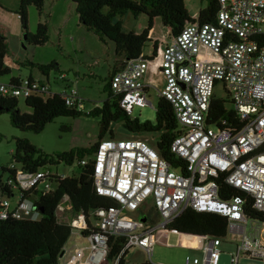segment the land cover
<instances>
[{
	"label": "built area",
	"instance_id": "obj_1",
	"mask_svg": "<svg viewBox=\"0 0 264 264\" xmlns=\"http://www.w3.org/2000/svg\"><path fill=\"white\" fill-rule=\"evenodd\" d=\"M218 3L214 22L186 24L165 42L157 57L147 59L141 54L128 59L111 77L112 93L120 96V107L128 115L135 106H153L151 89L171 104L179 130L171 150L184 160L186 172L171 166L141 138L102 139L92 156L94 184L97 194L115 205L91 212L89 220L96 231L86 236L89 245L75 247L64 264L107 263L109 235L126 239L121 254L138 248L148 255L143 264H154L150 260L154 235L187 208L226 218L227 236L238 242L230 264H239L241 257L264 260V221L245 212L247 201L264 212V0ZM220 83L225 92L221 98L229 100L238 114L241 127L237 131L208 122ZM35 92L54 93L48 83L27 78L19 84L0 82L3 95L26 98ZM60 94L68 106L85 111V101L75 87L68 85ZM16 173L15 182H8L15 191L35 186L50 190V176L65 177L48 165L35 173L20 168ZM227 186L241 194L229 196ZM67 199L57 213L68 209ZM151 209L156 214L148 217ZM8 214L18 219L41 217L33 202L22 199L20 193L11 198L0 195V217ZM249 221L257 224L252 232L247 231ZM67 222L78 232L87 227L82 213ZM191 237L192 246L205 253L204 264H219L218 240Z\"/></svg>",
	"mask_w": 264,
	"mask_h": 264
},
{
	"label": "trees",
	"instance_id": "obj_2",
	"mask_svg": "<svg viewBox=\"0 0 264 264\" xmlns=\"http://www.w3.org/2000/svg\"><path fill=\"white\" fill-rule=\"evenodd\" d=\"M206 1V6L200 9L198 15L191 17L186 7L185 0H72L78 19L86 30L93 32L100 40L108 39L115 44L116 55L121 57L120 66L115 68L104 86L106 99L100 107H94L89 112L78 111L68 106L60 92L53 94L32 93L24 99V103L31 109L23 112L19 108V97L3 95L0 93V115L9 114L13 127L20 131L40 133L48 123L57 117H80L88 115L100 117L98 140L87 147H77L49 155L32 144L27 138H15V149L12 152L13 168L0 166V195L11 198L13 194H21L22 199L31 200L41 217L37 220L18 219L8 214L6 218L0 217V264H59V258L64 254L65 245L73 231L68 222L59 219L57 209L67 197L68 204L74 216L79 213L85 215L87 227L81 231L86 237L96 227L89 220L91 212L97 208H107L115 202L97 194L93 178L92 156L97 150L100 141L104 138H115L112 125L121 123L126 132L131 135L155 134L157 140L153 146L162 158L171 166L179 168L185 173V162L171 150V144L178 135V123L171 104L163 98L158 99L155 111V121H141L133 118L120 107V96H115L111 89L113 73L122 68L128 59H135L143 53L147 42L152 43V51L145 56L147 59L157 57L161 49L157 40L150 37L154 20L159 18L162 25L167 28L171 37L178 35L186 24L214 22L219 10L218 0ZM45 0H20L17 14L22 26L27 25L30 5H34L39 14H42ZM127 12L135 17L144 14L148 17V26L140 33L123 28L122 16ZM49 41L48 26L38 23L35 33L28 32L27 42L35 46H43ZM7 45L5 37L0 34V75L11 73L5 64ZM25 65V64H24ZM27 66L36 68L45 79L34 78L31 74L27 77L30 82L48 83L49 74L58 71L55 61L49 63H35L28 61ZM64 80V79H63ZM23 79L12 76L9 82L19 84ZM65 81V80H64ZM228 104L231 102L214 96L209 110L210 123H216L225 129L237 131L241 127L237 112ZM219 121L223 124H219ZM69 130L68 126L63 127ZM86 160L85 164L81 161ZM61 163L73 165L77 163L81 169L78 175L62 177L54 174L49 177L53 187L43 190L37 186L29 190H14L9 180L15 182L17 169L23 172L35 173L45 166L57 167ZM222 184V183H220ZM221 187V186H220ZM224 187V186H223ZM226 187V186H225ZM224 189V188H223ZM228 195L241 194L235 188L228 187ZM221 197L225 195L219 191ZM225 198V197H224ZM245 212L250 218L264 221V212L252 208V202L245 203ZM156 214L151 209L148 217ZM169 232L193 236H209L216 240H223L227 236V220L222 215L210 212H199L192 208L185 209L172 222L166 225ZM126 239L122 236L109 235L107 240V264H126L125 255L121 254Z\"/></svg>",
	"mask_w": 264,
	"mask_h": 264
},
{
	"label": "rangeland",
	"instance_id": "obj_3",
	"mask_svg": "<svg viewBox=\"0 0 264 264\" xmlns=\"http://www.w3.org/2000/svg\"><path fill=\"white\" fill-rule=\"evenodd\" d=\"M185 3L190 16L194 18L200 9L206 6V1L201 0H185ZM19 6L20 0H0V34L5 37L7 45L5 64L11 69L10 74L0 75V82L8 83L12 76L24 80L30 74L34 78L45 79L36 68L27 66L26 63L28 61L35 63L55 61L59 70L49 74L51 92H61L63 88L70 85L75 87L84 99L85 112H89L94 107H100L106 99L104 86L112 71L120 66L117 61L121 57L116 55L115 44L108 39L102 41L93 32L86 30L78 19L72 0H45L42 14H39L34 5L27 8L28 32L35 33L38 23H45L48 26L49 41L43 46H35L24 41V27L17 14ZM122 22L126 31L133 30L140 33L148 26V17L144 14L135 17L133 13L127 12L122 16ZM150 36L159 43L166 36L168 37V30L162 25L159 18L154 20ZM151 51L152 43L147 42L143 53L148 55ZM61 74L65 75V81L60 80ZM215 93L219 97H225L222 83L216 87ZM158 99L156 91L151 89L149 101L153 106H135L132 117H137L141 121L154 122ZM228 106L230 107L231 104ZM19 108L23 112L31 111L25 105L23 98L19 99ZM65 126H68L69 130L63 129ZM99 127L100 117L84 114L80 117H57L53 122L48 123L40 133L20 131L12 126L9 114L5 113L0 115V166L9 167L14 163L12 152L15 149V138H27L46 154L55 155L73 148L93 145L98 140ZM112 128L115 138L134 136L126 132L121 123H114ZM137 137L150 145L157 140L155 134ZM53 170H57L58 173L65 176H71L78 175L81 169L77 163L73 165L61 163ZM0 178L4 180L6 175H1ZM12 202H15L14 198H12ZM149 206L150 202L147 203L148 208ZM58 216L63 222L68 221L65 212H58ZM255 225L257 224H252L249 221L247 231L252 232V226ZM176 234L180 233L169 232L166 229L157 230L153 238L151 262L154 264H204L203 249L192 246L195 242L194 237ZM236 243L238 242L232 241L229 235L225 239L217 241V247L221 251L219 264H230L231 254L236 250ZM88 245V238L83 237L81 232L72 231L65 249ZM68 257L70 256H61L59 264H64ZM146 260H148V255L138 248L129 249L125 255L126 264H143ZM239 264H264V260L241 257Z\"/></svg>",
	"mask_w": 264,
	"mask_h": 264
},
{
	"label": "crops",
	"instance_id": "obj_4",
	"mask_svg": "<svg viewBox=\"0 0 264 264\" xmlns=\"http://www.w3.org/2000/svg\"><path fill=\"white\" fill-rule=\"evenodd\" d=\"M151 37V36H150ZM152 38V37H151ZM172 38V36L170 37L169 35H168V37L166 36V38L162 41V42H160L161 43V46H163L164 44H165V42H167V41H169L170 39ZM153 39V38H152ZM160 43L158 44V45H160ZM145 56H147V55H145ZM32 75V74H31ZM33 76V75H32ZM38 79H40V78H38ZM65 205L68 207V209L65 211V215H66V218H67V220L69 221L71 218H73L74 217V213L71 211V209H70V204H68V203H65ZM176 235H180V234H176ZM190 236V235H189ZM73 247V246H72ZM75 247H77V246H74L73 248H68V249H65V251H64V254L62 255V256H70L71 254H72V252H73V250H74V248ZM140 250V249H139ZM142 251V250H141ZM69 254V255H68Z\"/></svg>",
	"mask_w": 264,
	"mask_h": 264
},
{
	"label": "water",
	"instance_id": "obj_5",
	"mask_svg": "<svg viewBox=\"0 0 264 264\" xmlns=\"http://www.w3.org/2000/svg\"><path fill=\"white\" fill-rule=\"evenodd\" d=\"M28 39V31H27V25L24 26V41H27ZM142 221H145V218H141ZM73 231H77V230H73ZM192 236V235H190Z\"/></svg>",
	"mask_w": 264,
	"mask_h": 264
}]
</instances>
